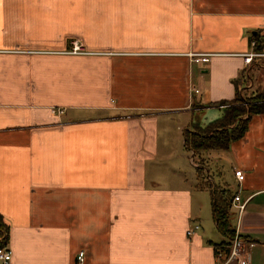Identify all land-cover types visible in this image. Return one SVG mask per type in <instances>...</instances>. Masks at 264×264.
I'll return each mask as SVG.
<instances>
[{
  "label": "crops",
  "instance_id": "obj_1",
  "mask_svg": "<svg viewBox=\"0 0 264 264\" xmlns=\"http://www.w3.org/2000/svg\"><path fill=\"white\" fill-rule=\"evenodd\" d=\"M263 16L264 0H0V225L13 264H223L216 246L231 240L206 169L213 189L241 187L230 224L264 264V57L244 58L264 53ZM240 94L260 107L244 136L192 153L193 176L170 166L171 124L208 133ZM208 206L218 237L202 232Z\"/></svg>",
  "mask_w": 264,
  "mask_h": 264
},
{
  "label": "trees",
  "instance_id": "obj_2",
  "mask_svg": "<svg viewBox=\"0 0 264 264\" xmlns=\"http://www.w3.org/2000/svg\"><path fill=\"white\" fill-rule=\"evenodd\" d=\"M263 43L258 42L257 48H262ZM258 98L249 99L243 95H239L237 105L230 106L227 112V117L220 127L211 129L208 133L186 132L185 144L188 150L194 153V156L200 155L203 152L210 150H226L235 140L242 138L247 129L248 119H244L248 115L260 112L258 105H252ZM202 174V169L198 168ZM214 219L218 231L229 240L234 237V230L231 227V204L234 198L233 192L230 189L216 187L213 189L210 186ZM8 240V230L5 226L0 225V248L6 247ZM219 250H223L225 254L229 252L230 243L217 245Z\"/></svg>",
  "mask_w": 264,
  "mask_h": 264
},
{
  "label": "built area",
  "instance_id": "obj_3",
  "mask_svg": "<svg viewBox=\"0 0 264 264\" xmlns=\"http://www.w3.org/2000/svg\"><path fill=\"white\" fill-rule=\"evenodd\" d=\"M262 28L264 29V16ZM255 45V43H254ZM257 45V44H256ZM81 51L78 45L73 48L74 53H79ZM264 57V53H250L245 55V63L251 64L256 58ZM193 60L196 63H209L210 55H195ZM199 93V91H195ZM193 162V161H192ZM236 178L241 183L243 181V174L241 171L235 172ZM241 187L238 193L234 196L232 200V207L236 208L240 213L245 209L246 204L241 202L240 197ZM200 229L199 225H195L190 228L187 232L189 237L193 236L197 230ZM253 246L252 243H247L243 238L236 234L230 241L229 252L225 254L223 250L217 251V258L223 261V264H250L249 247ZM79 261L82 263L84 261V253L79 255ZM13 252L8 247L0 248V264H13Z\"/></svg>",
  "mask_w": 264,
  "mask_h": 264
},
{
  "label": "rangeland",
  "instance_id": "obj_4",
  "mask_svg": "<svg viewBox=\"0 0 264 264\" xmlns=\"http://www.w3.org/2000/svg\"><path fill=\"white\" fill-rule=\"evenodd\" d=\"M179 128V129H178ZM188 130H193V126L189 125L187 126V124H185V122H181L178 123L175 122V124H171L170 126V136H168V140L167 141H176L175 143V149H173V153H172V162L169 163L170 166H173L172 163H175L176 165L178 163H180L182 169L184 170V172L186 174H191L193 176L194 172L196 171V169L193 167V154L192 152H190L188 150V148L186 147L185 144V133ZM179 157V159L177 158ZM205 176H206V180L210 183L209 185L212 186L214 185L213 183L215 182V179L212 175V173L209 171V173L205 172ZM206 196L209 199V206L211 204V199H210V195L206 194ZM208 206V207H209ZM209 211V217L208 218H204L202 221V225H203V229L202 232H205L206 234L209 233L211 234V236H220L219 232L216 230V226L213 220V216H212V207L209 209L207 208V212Z\"/></svg>",
  "mask_w": 264,
  "mask_h": 264
},
{
  "label": "water",
  "instance_id": "obj_5",
  "mask_svg": "<svg viewBox=\"0 0 264 264\" xmlns=\"http://www.w3.org/2000/svg\"><path fill=\"white\" fill-rule=\"evenodd\" d=\"M192 159H193V157H192Z\"/></svg>",
  "mask_w": 264,
  "mask_h": 264
}]
</instances>
